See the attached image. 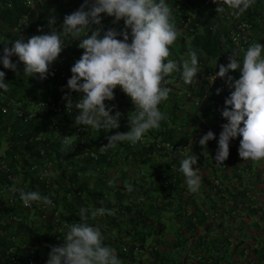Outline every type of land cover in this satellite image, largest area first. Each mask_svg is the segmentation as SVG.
<instances>
[{
	"label": "clouds",
	"instance_id": "clouds-1",
	"mask_svg": "<svg viewBox=\"0 0 264 264\" xmlns=\"http://www.w3.org/2000/svg\"><path fill=\"white\" fill-rule=\"evenodd\" d=\"M213 3L217 4V13H223L227 7L233 10L232 15L239 17L255 4V0H213ZM101 14L113 17V24L122 20L123 29L105 30ZM56 24V16H51L48 32L45 33L41 26L38 28L41 34L15 39L11 47L3 48L0 63L5 69L17 71L18 63L22 62L23 72L28 77L44 80L52 74L51 66L70 43H66V38L79 40L78 47L84 51L70 69L72 75L66 85L69 91L63 97L66 108L74 105L79 110L75 125L95 131L119 128L122 114L118 110L113 114L116 105L109 107L105 103L115 99L114 90L118 86L136 109L129 116L130 130L108 136L104 148H114L119 142L135 146L143 142L149 131L161 127V121L168 117L159 105L169 99L171 88L166 86L167 78L173 72L182 67L185 84L198 81L197 74L201 69L195 52L189 54L190 60H185L182 66L169 59L170 46L183 33L166 0H83L77 10L64 16L62 28H55ZM13 56L18 57V61L13 62ZM237 56L238 53L232 51L227 65H216L218 71L211 80L214 83L217 77L222 78L229 89H234L225 99L221 111L227 123L221 126L219 134L214 157L218 164H224L229 157L230 141L237 137H242L238 154L243 160H264V45L252 42L244 52L242 63ZM236 70L241 72L239 79L229 75L230 71ZM5 75L0 71V89L8 92ZM216 91L219 94L221 89ZM72 92L80 94L78 100L73 101ZM215 138V133L209 130L199 139V145L205 149ZM197 160V155L192 154L180 163V172L191 193L199 192L202 186L199 168L194 167ZM126 188L129 192L133 190L131 184ZM12 190L19 192L24 207H31L33 203L53 205L50 197L38 191L15 187ZM89 213L95 218L106 213L114 215V210L81 207V222L65 225L64 243L51 246L46 264H122L116 250L104 244L101 230L88 223Z\"/></svg>",
	"mask_w": 264,
	"mask_h": 264
},
{
	"label": "trees",
	"instance_id": "trees-1",
	"mask_svg": "<svg viewBox=\"0 0 264 264\" xmlns=\"http://www.w3.org/2000/svg\"><path fill=\"white\" fill-rule=\"evenodd\" d=\"M0 1V55L3 54V48L5 46L11 47L12 42L15 39L20 38L13 32V26L22 13L30 10L28 23L29 36L41 34L38 32V28L41 26H43L45 33L50 30L47 27L48 18L44 8H39V10L35 12L34 9H30L24 5L23 0ZM166 3L172 7L175 16V23L179 29L182 28L181 31L183 33V35L179 36L177 41L170 46L171 55L169 59L175 60L178 65L182 66L185 60H190L189 54L195 52L199 58V63L203 62V68L206 71H213L215 66L219 64L227 65L229 62L228 56L232 51H235V46L233 43H230V41L223 38L222 32L224 28L218 23L217 15L220 13L216 12L217 4L209 2L208 0H166ZM62 11H64V9L58 11L55 10L54 13L56 14ZM262 13H264V0H255V4L245 12V15L249 17L250 14H254L255 16L262 17ZM112 21L113 17L107 15L102 19V24L104 25L105 30L113 27L117 28V30L123 29L124 24L116 26ZM184 21L187 22L185 27L182 26ZM214 25H216V27L215 29H212ZM62 26L63 25H61V27ZM118 38L122 39V37ZM66 43H69L66 50H64L65 53H67L65 57L67 59H64L61 53V61L57 60L54 64H58L70 73L71 67L81 57L84 50L78 47V40L71 41V37L66 38ZM72 54L75 55L74 59H71ZM243 56L244 54L237 56V59L241 63L243 61ZM11 59L13 62L18 61V57L15 56ZM0 71L6 73V83H10V81L14 82L16 85V87L14 86L15 88L18 87L19 90L21 88L26 89L24 92H30L34 99H64L63 97L65 96V93L69 91L66 85L70 76L67 74H49L46 79L42 81L39 79V82L35 83L38 78L28 77L23 72L22 62L18 63L17 71L5 69L3 64L0 63ZM173 74H175V72L171 75ZM181 74L182 67L180 71H177V75ZM229 75L233 76L234 79H239L241 72L240 70L230 71ZM182 83H184L187 89H190L193 92V97H190L187 101H183L181 100L182 98L177 95L178 93L175 90H171L169 93V99L159 105L160 110L167 115L168 119L161 121L160 128L162 129L157 132V135H145L148 145L139 142L137 145L133 146L128 142H119L114 148H105V152H98L99 155L97 156V160L89 159L87 155L83 157L76 156L75 147L70 148L69 146H64L56 150L54 158L57 160L56 163L59 168L58 179L60 183V193L64 197H68L69 194L74 197L68 202L69 205L75 204L76 202L81 206V198H84L86 201L83 203L82 207H85V203H87L88 200H93L95 201L93 202V207L98 209L106 207L110 197H116L115 201L118 203V206L122 207L124 211L130 213L131 222L133 217L131 212L137 203L141 204L140 199L145 200L147 197L154 196V193L149 190L150 187V189H152L154 184L156 185L155 187L158 192H163L166 188H178L179 183L176 178H173L174 171L180 166L182 159L192 154H195L198 157L196 164L198 167H203L204 165L210 166L209 175H201L202 183L205 184L207 190L215 189V192L219 191L220 178L217 176L219 174H216L217 169H220L221 171H232L237 179L250 175L251 171H253V161H245L238 154L239 142L242 137H237L230 141V154L223 162L224 164H218L214 160L218 149L219 134L222 131L221 126L224 123H227V121L218 118L217 111L225 107V99L230 95V91L234 89H229L227 87V89L223 90L219 85L220 82L215 80L213 87H210V89L206 91V86L209 84L206 76L191 85L185 84L184 81H182ZM23 85H26V87H22ZM173 87L175 89V87L178 86L175 85ZM218 88L221 89L219 94H217L216 91ZM9 89L10 90L7 92L9 95H17L16 91H13L10 87ZM114 92L115 99L110 101L111 103L108 106L110 107L115 104L116 108L113 110V114L117 110L122 114L119 119L120 126L119 128L110 131L92 130L94 135L92 136V144L89 145L90 147L94 146L96 149L99 147L102 148L108 143V136L117 132H128L130 130V126L125 120L127 119V115L132 116L135 113V106L119 86ZM71 95L73 101H76L80 96L78 92H72ZM204 95L208 102L198 108L195 104V100ZM16 97L25 100L20 94ZM184 102L186 105L185 107H183ZM63 110L64 111L61 113L49 111L39 113L32 121L15 126L14 129H23L25 132L22 139H24L30 132L45 128L52 120L57 119L60 120L59 124L65 131L71 132L77 126L74 121L75 117L79 114V110L75 106L70 112L66 110L65 106H63ZM3 115L4 114L0 112V123L3 120ZM198 130L204 131L205 134L209 130L215 133L216 138L210 140L205 149L199 145V142H196L190 146L186 155H181L178 152L164 149L158 144L157 146L155 144L159 141H169L171 143L182 145L188 141L190 134L197 132ZM158 134H161V137H159ZM180 135L184 136V138L179 139L178 137ZM101 138L104 143L100 145L98 142ZM82 147L83 146L81 145L80 148ZM203 152L205 155H203ZM156 157L157 162L155 159ZM125 158H128V162L125 161ZM105 159H107L106 162L108 164L105 163ZM100 160L104 161V164L107 165L108 171L111 170V174H108L107 176L105 173L98 174L105 176H96L94 178L93 186H88V182L86 181L89 176H92L94 171L91 164ZM155 164H157V166H155ZM239 164L241 167H238ZM125 166L133 167V169L131 171H122ZM145 166H147L148 170L144 169ZM263 171L264 163L256 168L257 175L252 181L258 183L259 175ZM79 172L84 178L79 177V182L76 186L73 182L78 179ZM124 174H128L129 179L126 181L123 180L122 182L121 177L124 176ZM145 175L150 177L146 183L151 185L146 188L143 185L146 180L144 179ZM214 177L218 179L215 180ZM165 181H167V183H165ZM128 184L132 185L133 190L131 192L126 188V185ZM155 187H153V189ZM249 189L254 190V199L248 196L247 191ZM261 189L262 188H257L251 182L245 186H236L233 189L235 194L232 197H225L224 194H221L220 197L213 198L214 202L212 206L216 209L217 214L220 215V212H222V214L225 215V219L228 218L229 221L235 219L243 212L251 215L253 212H258L260 204L256 209L254 206L260 200L258 196L260 195ZM122 197H126L123 202L121 201ZM170 200L171 202L167 205L174 204V200L182 201L181 203L178 202L180 210L174 209L176 210L174 218L179 222L178 228L180 229L186 222V208H197L198 204L194 201L192 202L181 199L180 196L171 197ZM236 206H239V208H235ZM234 210L236 213L233 212ZM200 211H205V209L202 207L200 208ZM142 212L143 211L140 209L136 211V213H139L137 214L138 223L130 225V228L136 229L139 224H143L146 226L144 230L145 235L152 236L154 233L153 238L155 237L157 240V264H182L183 261L185 264H225L226 262L232 264L231 259L234 261V258H238V264H249V262L252 261L255 248L253 250L250 249V243H244L240 240L239 234H236L233 229L237 227L231 225L232 223H228V229H226V227H222V225H220L221 223L216 222L214 219H208L206 221L208 228L205 229L204 232L196 233L195 242L197 246L195 247V250L200 254L199 255L196 252L199 255L197 258L191 259L189 256L179 258L169 257L160 251V248H173L172 246H174L170 242V239L165 236L166 223L158 217L157 220L153 221L149 215L145 213L142 214ZM116 216L117 214H114L112 217H106V219H108L111 224H116L118 226L119 220L116 219ZM260 221H264V219L261 217L258 219V222ZM245 222L246 219L241 220L238 227L243 228L242 226ZM212 225L215 228V232L213 233L209 232ZM153 228L154 230L151 231ZM229 237L235 239L232 248L228 246ZM174 241L178 243L179 239ZM177 243H175V245ZM246 250L247 252H245ZM233 255L235 256L234 258Z\"/></svg>",
	"mask_w": 264,
	"mask_h": 264
},
{
	"label": "built area",
	"instance_id": "built-area-1",
	"mask_svg": "<svg viewBox=\"0 0 264 264\" xmlns=\"http://www.w3.org/2000/svg\"><path fill=\"white\" fill-rule=\"evenodd\" d=\"M208 1L213 2V0ZM23 3L30 9H34L35 12L39 8H44L47 18L56 16L57 24L54 27L60 29L62 28L64 16L77 10L83 0H23ZM62 9L64 11L54 13L55 10ZM232 11L225 7L224 12L217 15V17L218 23L224 28L223 38L234 44L238 56L243 55L252 42L264 45V13H262V17L254 14L247 17L245 13L236 17L232 15ZM101 15L103 18L106 17V14ZM29 17L30 10L22 13L13 26V32L20 38L21 36H24L25 39L29 37ZM122 24L123 21L121 20L119 24L115 25L120 26ZM186 25L187 22L184 21L182 26L185 27ZM215 27L216 25L212 29H215ZM66 48L67 46L64 50ZM64 50L62 57L67 59L65 58L67 53ZM74 58L75 55L72 54L71 59ZM199 66L202 75L197 79L199 81L204 76L208 78L209 84L206 86V91H208L210 87H213L211 80L215 76V72L218 71V67L210 72L203 68V62H200ZM50 73L67 74L70 77L72 75L71 72L68 73L66 69L54 63L50 68ZM167 79L169 83L166 86L171 88L172 91L175 90L178 93L177 95L182 98L181 100L187 101L190 97H193V92L182 83V74L177 75L176 71ZM215 80L220 82L219 85L223 90L227 89V85L222 78L217 77ZM175 85L178 87L174 89L173 86ZM205 98L204 95L195 100L198 108L208 102ZM105 103L109 105L111 102L106 101ZM63 106L66 108L65 99L41 98L27 102L0 89V112L4 114L2 116L3 120L7 119L10 113H13L20 121V125L32 121L39 113L45 111L61 113L64 111ZM185 106L184 102L183 107ZM73 108L74 105L66 108V110L70 112ZM221 111L222 109L217 111L218 118L227 121L222 117ZM59 121L57 119L52 120L45 128L30 132L24 139H22L25 132L23 129H14L10 123L4 126V131L9 134V138L6 146H2L0 143V264H46L51 246H59L64 243V235L67 232L65 225L81 222L79 210L86 200L81 198V206L76 202L72 205H66L67 201H71L74 197L71 194L64 197L60 193L59 168L54 155L56 150L69 146L70 148L75 147L76 156L83 157L87 155L89 159L97 160L98 152H105V148L99 147L96 149L94 146V148L89 146L92 144V136L94 135L91 128L86 130L84 126H76L73 131L67 132L61 127ZM204 134L205 132L201 130L193 132L189 135L188 141L182 145L169 141H159L155 144L164 149L186 155L190 146L199 142ZM103 143L101 138L98 144ZM141 143L148 145L145 137ZM81 145L82 148H80ZM106 160L105 163H107ZM91 166L94 170L93 177L107 176L110 173L107 165L102 160L95 161ZM238 167H241V165L239 164ZM102 173H105V175H98ZM79 177L83 178L80 172L78 173V179L73 182L76 186ZM13 187L24 191H38L42 195L50 197L53 205L45 206L44 204L33 203L31 207H24L19 198V192L13 191ZM247 194L250 198H255L253 189H249ZM115 199L116 197L108 199L106 210H114V214H117L116 219L119 220L118 226L111 224L106 219L108 216H113L107 213L102 218H92L89 213L88 223L101 230L105 238L104 244L116 250L122 264H157V240L155 237L146 244L143 224H139L136 229L130 228V225L138 223L137 214L139 213H136V211L141 210L140 204L137 203L134 206L131 212L133 217L130 222V213L119 207ZM124 200L125 197H122L121 201ZM85 208H88L87 205H85ZM235 208H239V206ZM233 212L236 213L235 210ZM204 213L209 217L218 215L217 211L207 209ZM234 242L235 239L228 238L230 248L234 246ZM191 246L192 243L190 242L186 247V253L182 257L189 256L191 259H195L200 255L198 252L199 255L195 251H191ZM143 252L147 254L144 255ZM182 264H185V262L183 261Z\"/></svg>",
	"mask_w": 264,
	"mask_h": 264
},
{
	"label": "crops",
	"instance_id": "crops-1",
	"mask_svg": "<svg viewBox=\"0 0 264 264\" xmlns=\"http://www.w3.org/2000/svg\"><path fill=\"white\" fill-rule=\"evenodd\" d=\"M62 58H59L58 60L61 61ZM42 81V80H41ZM39 82V79L35 81ZM9 87L13 90L16 91V94H21L24 92V88H21L19 90V88H15L16 85L14 82L10 83L8 82ZM15 86V87H14ZM26 87V85H23L22 87ZM37 86V85H36ZM52 88V87H50ZM16 95V96H17ZM23 98H25V100L28 101H35L37 100L36 98L34 99L32 94L30 92H24L23 95H21ZM125 122L130 126L129 124V115H127V119L125 120ZM10 123L12 124L13 128H15V126H19L20 125V121L13 115V113H10L7 116V119L2 120V122L0 123V143L2 146H6L7 142H8V138H9V134L7 132L4 131V126L5 124ZM162 128L159 129H153L151 131H149L147 133V135H157V132L159 130H161ZM161 134H158L159 137ZM176 136V135H175ZM178 136V135H177ZM180 138H184V136L180 135L178 137ZM156 162H157V157L155 158ZM125 161L128 162V158H125ZM264 160H260L256 165L255 162H253V171H251L250 175L247 176H243L240 179L236 178V175L229 170H224L221 171L220 169H217L216 174L219 178H220V183H219V191L215 192L214 190H207L205 184L202 183L201 189L199 190V192L197 193H191L188 191L187 189V185H186V181H185V177L183 175V173L180 172V166L177 167V169L174 171V176L173 178H176L177 182L179 183L178 188L173 189V188H166L165 191L163 192H158L157 188L155 187L156 185L154 184L152 186V189H150L151 185L147 184L146 181L150 178L148 175L144 176V179H146L144 181V187L146 188L147 186L150 187L149 190L151 192L154 193V191H156L153 195V197H147L145 200L140 199L141 204V210L143 211V213L149 215V217L155 221L157 220V217L160 218L161 220H163L165 222V218L169 219V220H173L174 221V226H176V231L181 230L182 235H191L192 232L191 231H195L197 228H201L203 230L208 228L207 225V220L209 219H214L216 220V222L221 223L220 225H222V227H226V229H228V223H232L231 225H235L236 227H238V224L241 220L246 219V222L243 224V228H240L239 230H237L236 228L234 229V232L236 234H239L240 240L244 243H250V249H254L255 253H253V257H252V261L249 262V264H264V221H260L258 222V219L262 217V219H264V171L262 173H260V177H259V182L255 183L252 181V179H254L257 175L256 172V168L259 167V165L263 164ZM131 165V164H130ZM155 166H157V164H155ZM141 167V166H140ZM194 167H198L197 165H194ZM199 174L200 176L202 175H206L208 176L210 173V166L208 165H204L203 167L199 166ZM123 171H127V170H132L133 167L130 166H125L123 167ZM144 169L148 170L147 166L144 167ZM111 174V170L110 173ZM211 175V174H210ZM84 178V177H83ZM94 178L93 176H89V178L87 179L86 182H88V186H93V182H94ZM122 182L123 180H128L129 176L128 174H124V176L121 177ZM138 179V178H136ZM215 180H217L218 178H215ZM253 183L257 188H262L260 190V195L259 197V202L254 206V208H258L259 204V208H258V212H253L250 214H247L245 212H243L242 214H240L238 217H236L235 219H231L229 221L228 218L225 219V215L222 214V212H220V215L216 216V217H209V216H205V211H200V208H204L205 210H213L216 211L215 208H213L212 204H213V198H218L220 197L221 194H224L225 197H232L235 192L233 191L234 187L236 186H245L248 183ZM151 184V182H150ZM153 187H155L153 189ZM179 189V190H178ZM180 196L181 199H184L186 201H194L197 202L198 206L196 207H189L186 208L185 210V217H186V222L182 225V228H178V224L174 219V215H175V211L174 208V204L172 205H167L168 203L171 202V197H178ZM212 197V198H211ZM236 197V196H234ZM126 198V197H125ZM99 200V199H97ZM134 200V199H133ZM179 202L181 203L182 201L180 200H174V202ZM93 200H88V202L86 203L87 207L90 209H95L93 206ZM69 205L68 201L67 204ZM173 207V209H172ZM104 209L108 208L106 207H102ZM215 209V210H214ZM224 211V210H223ZM245 213V214H244ZM104 215L102 216H97V218H102ZM225 219V220H224ZM166 223V222H165ZM215 225V224H213ZM211 226L212 228H210L209 232H215V228L214 226ZM144 226V225H143ZM216 226V225H215ZM146 227V226H144ZM174 228V227H173ZM171 228L172 232H174L175 229ZM165 234L169 233V227L166 224V228H165ZM238 237V238H239ZM170 242L172 243L173 248L171 247H166V248H160V251H162L164 254L168 255L169 257H174V258H179L182 257L183 255L178 254L177 250L175 249L177 246V244L175 245L174 240H170ZM191 251H195V248H190ZM176 254V255H175ZM235 256L233 255V258ZM255 258V259H254ZM235 260H232V264H238V258H234ZM225 264H228L227 262Z\"/></svg>",
	"mask_w": 264,
	"mask_h": 264
},
{
	"label": "rangeland",
	"instance_id": "rangeland-1",
	"mask_svg": "<svg viewBox=\"0 0 264 264\" xmlns=\"http://www.w3.org/2000/svg\"><path fill=\"white\" fill-rule=\"evenodd\" d=\"M201 75H202V73L200 72V73L197 74V77H201ZM24 91H26V89H24ZM23 94H24V92L21 93L20 95H23ZM258 162H255V165ZM155 192L156 191H154V193ZM174 206H175L174 209L180 210V206H179V203L178 202H174ZM172 209H173V207H172ZM165 219H166L165 222H166L167 226L169 227V233L168 234H165V236L167 238H169L170 240H178L179 239V242L177 243L178 246L175 248L177 250V253L178 254L184 255L186 253V247H187V245L190 242L192 243V246H191L192 248H195L197 246L196 245V242H195L196 233L204 232L203 229L197 228L195 231H191L192 232L191 235L185 236V235H182L181 230L176 231V226H174V221L173 220H169L167 218H165ZM174 219L178 223V221L176 220V218H174ZM171 228L175 229L174 232H172ZM236 229L239 230L240 228L237 227ZM153 230H154V228L151 231H153ZM153 235H154V233H153ZM153 235L150 236V235H147L146 234V237H145L146 244H148L150 242V240L153 238ZM143 254L146 255L147 253L146 252H143ZM140 255H141V253H140Z\"/></svg>",
	"mask_w": 264,
	"mask_h": 264
}]
</instances>
